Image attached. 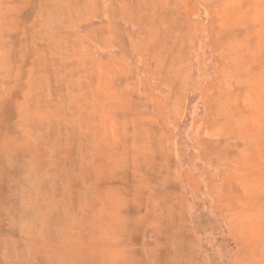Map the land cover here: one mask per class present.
<instances>
[{
	"label": "rangeland",
	"instance_id": "obj_1",
	"mask_svg": "<svg viewBox=\"0 0 264 264\" xmlns=\"http://www.w3.org/2000/svg\"><path fill=\"white\" fill-rule=\"evenodd\" d=\"M44 2L45 15L14 17L11 22L15 29L28 23L47 33L54 30L62 41L58 53L63 59L59 79L52 70L44 78L15 81L14 86L10 83L13 94L0 98V264L38 263V194H48L49 178L39 173L53 167L55 149L60 154L68 146L56 145V137L81 136L86 130L84 31L105 17L104 8L110 9V18H119L122 50L128 56L126 74L116 85L130 89L134 82L143 97L152 98L163 126L165 116L171 115L163 111L176 116L180 111L173 128L177 167L192 160V136L197 133L207 137L215 132L226 139L221 156L205 154L223 167L231 140L243 144V165L238 167H245L253 143L264 138V0H57L55 10L48 8L52 0ZM87 6L93 17L85 14ZM18 18L23 22H16ZM112 115L121 121L130 114ZM259 146L264 147V140ZM230 172L226 169L223 179L211 175L225 184H212L209 191L191 177L186 191L191 213L199 218L191 221L205 248L204 263L263 264L261 255L253 263L246 256V193L233 199ZM230 212L236 219H230ZM231 220L239 242L235 255Z\"/></svg>",
	"mask_w": 264,
	"mask_h": 264
},
{
	"label": "crops",
	"instance_id": "obj_2",
	"mask_svg": "<svg viewBox=\"0 0 264 264\" xmlns=\"http://www.w3.org/2000/svg\"><path fill=\"white\" fill-rule=\"evenodd\" d=\"M44 1H0L1 99L13 94L10 83L15 81L44 78L52 70L54 79L61 76L62 41L55 31L47 33L39 24L28 23L15 29L11 23L14 17L45 15ZM52 1L48 8L55 10L57 0ZM109 10L104 8L105 17L84 31V110L89 119L84 135L56 137V145L68 146L60 154L55 149L53 167L39 173L49 178L48 194H38L37 264H205V248L191 221L199 218L191 213L186 191L191 177L206 191L212 184L221 187L226 169L231 171L228 187L233 199L246 193V256L253 263L261 255L264 264V138L253 143L245 167H238L243 165V144L231 140L228 165L223 167L205 154L221 156L226 139L215 132L207 137L197 133L192 136V160L177 167L173 128L180 111L177 116L163 111L171 113L163 126L153 112L152 98L143 97L134 82L130 89L116 85L126 74L128 56L122 50L125 38L119 18H110ZM85 14L93 17L91 7ZM126 111L129 119L112 115ZM213 174L222 179L211 178ZM230 213V219H236ZM233 222L229 236L235 255L239 242Z\"/></svg>",
	"mask_w": 264,
	"mask_h": 264
}]
</instances>
